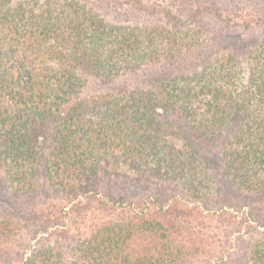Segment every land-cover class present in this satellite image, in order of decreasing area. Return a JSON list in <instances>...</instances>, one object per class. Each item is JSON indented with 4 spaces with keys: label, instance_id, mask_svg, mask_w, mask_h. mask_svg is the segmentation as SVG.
<instances>
[{
    "label": "trees",
    "instance_id": "obj_1",
    "mask_svg": "<svg viewBox=\"0 0 264 264\" xmlns=\"http://www.w3.org/2000/svg\"><path fill=\"white\" fill-rule=\"evenodd\" d=\"M8 192L0 264H264V0H0Z\"/></svg>",
    "mask_w": 264,
    "mask_h": 264
},
{
    "label": "rangeland",
    "instance_id": "obj_2",
    "mask_svg": "<svg viewBox=\"0 0 264 264\" xmlns=\"http://www.w3.org/2000/svg\"><path fill=\"white\" fill-rule=\"evenodd\" d=\"M156 1H159V2L165 1V2H167L168 0H156ZM202 25L204 26V29H208L209 32L212 33L213 37L218 39V43H220V44L222 43V47L224 49H226V47H225V34H226V37L230 41L229 44H234V43H236L238 41L232 33L231 34H229L227 32L225 33V28H223L220 23H216V22H214L211 19H205V22H203ZM140 79H142L141 75H138V76H131V77L124 78V79H122V81L137 82ZM194 108L202 110L203 106L201 104H197V105L194 106ZM179 127H180V125L179 126L177 125V128H179ZM189 137H190V131L188 129H186L183 125H181L180 135L178 134L176 136H169L168 137V141L171 144H174L175 146H177L178 148L181 149V148L184 147V145L186 143V140H189L188 139ZM192 139L193 138H191V143L195 147H197L200 152H202L206 156H210L211 159H212V162L217 161L216 165H218V162L223 157V153H224V150H225V142H226L225 136L222 139H220L215 144V146L213 148L205 147L200 142L192 140ZM10 199H11V201H10ZM13 203L17 204V203H15V197H13L12 192H8L6 194L1 193V195H0V214L5 212L4 209H5L6 205L13 204ZM214 225H216V224H214ZM242 242H245V241H242Z\"/></svg>",
    "mask_w": 264,
    "mask_h": 264
}]
</instances>
